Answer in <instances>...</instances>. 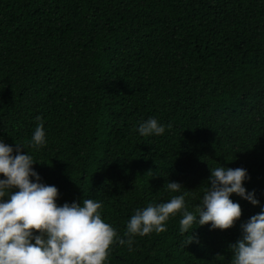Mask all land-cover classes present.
Wrapping results in <instances>:
<instances>
[{
    "label": "trees",
    "instance_id": "16d2710c",
    "mask_svg": "<svg viewBox=\"0 0 264 264\" xmlns=\"http://www.w3.org/2000/svg\"><path fill=\"white\" fill-rule=\"evenodd\" d=\"M149 117L163 135H139ZM0 141L25 146L58 205L102 202L124 239L136 209L182 194L167 182L194 210L210 169H246L259 204L232 194V228L194 225L186 245L178 214L105 262L231 264L229 245L264 209V0H0Z\"/></svg>",
    "mask_w": 264,
    "mask_h": 264
},
{
    "label": "clouds",
    "instance_id": "9594fccd",
    "mask_svg": "<svg viewBox=\"0 0 264 264\" xmlns=\"http://www.w3.org/2000/svg\"><path fill=\"white\" fill-rule=\"evenodd\" d=\"M35 119L38 124L29 143L39 149L46 144V133L43 119ZM167 127L170 129L171 123ZM165 130L154 117L136 129L144 137L160 136ZM22 149H26L23 144L16 143L13 149L0 141V175L4 177L0 179V264H105L114 243L127 244L132 251L134 237L165 232L167 221L178 214L180 233L191 230L186 242L189 245L198 242L194 225L210 224V230H227L235 225L242 208L230 198L232 194L252 205L259 204L254 192L243 186L250 178L246 169L218 166L210 169L208 187L194 210L188 208L189 192H182V184L167 182L168 192L182 194L136 209L126 223L124 239L102 218V202L83 199L82 203L58 205V189L40 182L33 169V156L28 151L23 154ZM241 229V237L229 245L231 264H264V209L252 215Z\"/></svg>",
    "mask_w": 264,
    "mask_h": 264
}]
</instances>
